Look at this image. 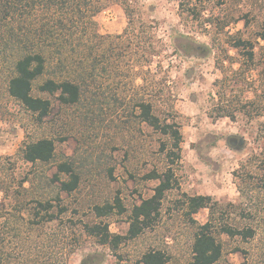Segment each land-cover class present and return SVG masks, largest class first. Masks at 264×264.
<instances>
[{
  "label": "rangeland",
  "instance_id": "rangeland-1",
  "mask_svg": "<svg viewBox=\"0 0 264 264\" xmlns=\"http://www.w3.org/2000/svg\"><path fill=\"white\" fill-rule=\"evenodd\" d=\"M141 1L143 20L168 49L149 65L141 30L134 38L116 39L123 53L131 47L125 62L112 60L108 79L99 78L95 103L66 109L52 96V112L40 123L19 102L1 94L0 223L7 251L20 262L27 255L48 264H143V254L158 249L169 257L168 264H188L194 228L179 201L184 194L208 195L233 205L232 224L254 230L249 239L222 235L225 253L217 264H264V41L256 46L253 62L230 44L231 35L255 40L264 22V0L197 3L194 16L183 12L180 0ZM211 16L215 25L205 23ZM96 21L102 35H121L128 27L118 4L103 10ZM122 70L126 77L119 75ZM142 99L153 102L161 122L180 126L182 161L174 167L178 186L167 193L156 227L113 250L85 234L83 225L103 222L111 233L126 235L130 212L97 218L93 207L119 196L130 210L151 197L159 184L144 175L166 162L161 145L167 138L138 116L136 104ZM225 105L240 110L236 119L218 116ZM44 137L56 141L55 161L26 162L20 149ZM67 157L81 175L78 190L70 195L49 181ZM58 194L67 211L43 227L32 224L37 220H30L28 211L38 201L57 203ZM209 217L210 210L202 209L193 219L204 224Z\"/></svg>",
  "mask_w": 264,
  "mask_h": 264
},
{
  "label": "trees",
  "instance_id": "trees-1",
  "mask_svg": "<svg viewBox=\"0 0 264 264\" xmlns=\"http://www.w3.org/2000/svg\"><path fill=\"white\" fill-rule=\"evenodd\" d=\"M209 1L180 0V6L183 12L194 16L195 5ZM219 1L224 6L229 1L234 3L241 0ZM114 4L122 6L128 18V27L121 35H102L96 17ZM143 8L141 0H0V77L3 84L0 98L1 94H5L19 102L40 123H44L52 112V96H58L60 104L66 109L95 103L99 97V78L108 79L113 69L112 60L115 58L125 62L126 52L131 47H125L123 53V48L115 44L116 39L126 35L134 38L137 36L136 30H141V39L147 52L146 62L149 65L161 51H167L165 41H160L149 22L143 20ZM248 16L249 13H245V17ZM245 20L248 26L249 18ZM205 23L216 24L212 16ZM230 39L231 47L243 54L247 61L253 62L256 46L260 40L264 41V22L255 34V40L239 35H231ZM159 44L163 46L160 51L157 46ZM117 51L122 52L116 54ZM119 75L126 77L123 70ZM136 109L139 110L138 116L142 122L167 138L161 145L166 162L163 167L154 168L144 175L145 180H157L159 184L151 197L133 205L130 210L119 196L113 202L93 207L97 218L130 212V227L126 235L111 233L109 224L103 222L83 225L85 234L96 239L99 245L113 250L124 241L138 238L156 227L162 216L167 193L178 186L174 167L182 161L183 135L180 126L175 122H161L150 99L138 101ZM239 113L236 107L226 105L217 112L219 117L231 119H236ZM56 151V141L44 137L26 142L20 154L28 163L50 164L56 159ZM63 176L68 179H63ZM49 181L57 182L59 191L70 195L78 190L81 175L74 161L67 157L57 164V172ZM183 197L179 201L181 211L190 217L191 227L194 228L193 257L188 264H217L225 253L220 239L222 235L243 239L254 236L251 227L231 223L233 205L221 204L208 195L184 194ZM56 200L57 203L38 201L37 206L28 211L30 220H37L32 224L43 227L64 214L67 208L62 205L59 194ZM202 209L210 210V217L204 224L193 219ZM3 211L0 203V220ZM4 227L0 223V264H48L49 261L43 262L40 257L31 259L26 254V258L20 259V262L12 252H8L4 242ZM141 261L143 264H168L169 257L163 251L153 249L144 253Z\"/></svg>",
  "mask_w": 264,
  "mask_h": 264
},
{
  "label": "flooded vegetation",
  "instance_id": "flooded-vegetation-1",
  "mask_svg": "<svg viewBox=\"0 0 264 264\" xmlns=\"http://www.w3.org/2000/svg\"><path fill=\"white\" fill-rule=\"evenodd\" d=\"M238 142H239V143H242L243 140L241 139V140H239ZM235 143H236V141H233V144H235Z\"/></svg>",
  "mask_w": 264,
  "mask_h": 264
},
{
  "label": "water",
  "instance_id": "water-1",
  "mask_svg": "<svg viewBox=\"0 0 264 264\" xmlns=\"http://www.w3.org/2000/svg\"><path fill=\"white\" fill-rule=\"evenodd\" d=\"M243 143V142H242Z\"/></svg>",
  "mask_w": 264,
  "mask_h": 264
}]
</instances>
